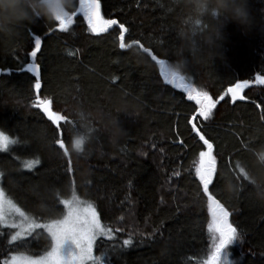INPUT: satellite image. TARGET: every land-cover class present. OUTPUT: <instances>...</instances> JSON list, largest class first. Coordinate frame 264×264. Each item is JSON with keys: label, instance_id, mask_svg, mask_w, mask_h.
Returning <instances> with one entry per match:
<instances>
[{"label": "trees", "instance_id": "obj_1", "mask_svg": "<svg viewBox=\"0 0 264 264\" xmlns=\"http://www.w3.org/2000/svg\"><path fill=\"white\" fill-rule=\"evenodd\" d=\"M100 2L107 19L128 29V47H119L118 24L96 35L81 16L68 31H61L58 22L38 20L18 36L0 38V71L7 73L0 75V131L18 141L0 152L2 186L30 215L43 218L59 215L63 206L58 200L69 198L74 188L96 207L102 222L122 229L114 241H97L96 254L109 247L111 264H196L211 247L206 197L195 175L199 153L207 148L188 123L196 105L164 82L159 66L140 47L172 62L183 9L177 0ZM250 8L255 26L245 32L229 24L224 58L195 60L186 79L218 101L209 119L198 117L193 123L213 143L217 198L241 235L242 242L229 249L230 259L264 264V201L248 178H264V84L256 80L257 75L264 78V0H250ZM36 34L42 37L36 58L41 95L75 125L62 122V137L32 107L34 78L19 70L31 62ZM244 80L250 81L242 90L244 100L233 102L230 93L224 95ZM85 130L90 139L76 153L72 138ZM54 135L64 140L68 156L50 143ZM35 156L40 158L36 168L21 167V160ZM224 175L236 186L231 192L224 190ZM129 236L132 245L121 247ZM29 240L32 251L47 244L40 230ZM8 249L0 237V259Z\"/></svg>", "mask_w": 264, "mask_h": 264}, {"label": "snow or ice", "instance_id": "obj_2", "mask_svg": "<svg viewBox=\"0 0 264 264\" xmlns=\"http://www.w3.org/2000/svg\"><path fill=\"white\" fill-rule=\"evenodd\" d=\"M81 16L87 22L89 30L99 35L106 32L114 25H119V47H128L124 43V34L128 31L123 23L116 19H105L101 14L100 0H78V7L75 12L66 19L58 18V26L61 31H68L74 22V18ZM34 47L30 51L31 62L19 70L27 72L34 78L32 88L35 98L31 101L34 108H38L43 115L55 126L59 136L63 125H74V122L67 115L53 110V100L48 96L41 95V65L36 62L37 54L41 51L42 37L34 35ZM133 43H139L133 41ZM143 52L147 53L160 68V75L166 84L181 89L187 94L189 101L195 102L194 114L188 121L192 125L191 130L204 142L207 151L199 153L200 164L195 168V175L202 188L203 197H206L207 211L210 219L207 222V230L211 239V247L205 259L196 260V264H238L230 259L229 249L232 245L242 242L238 228L230 222V211L228 207L217 198L219 194V183L214 184V177L217 173L216 157L213 155V143H210L201 134V130L193 121L198 117L204 120L209 119L212 110L218 101H214L207 91L193 86L185 76L173 71L169 63L164 59H158L157 55L143 45H140ZM7 74L0 71V75ZM256 80L264 84V78L257 75ZM250 81L244 80L228 87L224 95L231 94L233 102L244 100L241 90L249 85ZM224 95L219 97L224 99ZM14 139L5 131H0V152H8L11 146L17 144ZM50 143L58 145L63 149L64 155H69V150L62 138L53 136ZM79 146V145H78ZM21 167L29 171L40 164V158L35 156L31 159L20 161ZM68 171L71 172V161L69 160ZM243 172V169H240ZM246 175V174H245ZM5 172L0 170V237L6 239L9 249L7 254L0 259V264H111L109 247H102L99 255L96 254L97 240H116L114 233L122 231L121 228H112L108 223L102 222L100 213L91 203H87L76 195L73 188L69 198L59 199L62 205L59 215H51L47 218L30 215L11 194L2 186ZM247 178V177H246ZM122 219V218H121ZM7 229L8 231H5ZM40 230L46 234L47 244L39 251H32L29 247L33 233ZM40 233H37V236ZM132 239H124L121 247L132 245ZM116 244L111 246L115 250Z\"/></svg>", "mask_w": 264, "mask_h": 264}, {"label": "clouds", "instance_id": "obj_3", "mask_svg": "<svg viewBox=\"0 0 264 264\" xmlns=\"http://www.w3.org/2000/svg\"><path fill=\"white\" fill-rule=\"evenodd\" d=\"M183 9L181 25L176 35L175 59L169 67L187 76L197 59H223L225 29L238 25L245 32L257 23L250 8V0H177ZM78 7L77 0H0V38L18 36L20 31L35 22L53 24L66 19ZM90 136L85 130L77 132L71 150L82 153ZM79 145V146H78ZM264 163V162H261ZM254 194L264 201V178L249 175ZM226 192L235 189L232 177L223 176Z\"/></svg>", "mask_w": 264, "mask_h": 264}, {"label": "rangeland", "instance_id": "obj_4", "mask_svg": "<svg viewBox=\"0 0 264 264\" xmlns=\"http://www.w3.org/2000/svg\"><path fill=\"white\" fill-rule=\"evenodd\" d=\"M101 14H102V16L105 18V19H107L106 17H105V15H104V12H103V9H102V4H101ZM113 27V26H112ZM243 90V89H242ZM242 90H241V95H243V92H242ZM77 195V194H76ZM78 196V195H77ZM81 200H83L82 198H80ZM83 201H85V200H83ZM85 202H87V201H85ZM87 203H89V202H87ZM97 210V209H96ZM98 212V211H97ZM99 240V239H98ZM97 240V241H98ZM264 240V239H263ZM253 241V240H252Z\"/></svg>", "mask_w": 264, "mask_h": 264}]
</instances>
